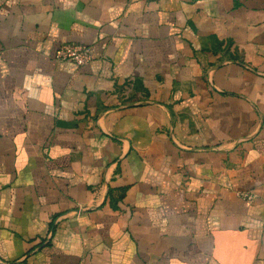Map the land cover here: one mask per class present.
Returning <instances> with one entry per match:
<instances>
[{
	"label": "crops",
	"instance_id": "crops-1",
	"mask_svg": "<svg viewBox=\"0 0 264 264\" xmlns=\"http://www.w3.org/2000/svg\"><path fill=\"white\" fill-rule=\"evenodd\" d=\"M0 264H264V0H0Z\"/></svg>",
	"mask_w": 264,
	"mask_h": 264
},
{
	"label": "built area",
	"instance_id": "built-area-1",
	"mask_svg": "<svg viewBox=\"0 0 264 264\" xmlns=\"http://www.w3.org/2000/svg\"><path fill=\"white\" fill-rule=\"evenodd\" d=\"M55 58L59 61H72L79 66L89 64L93 59L92 48L87 44L64 43L55 53ZM245 198L251 199L253 196L249 193L242 194Z\"/></svg>",
	"mask_w": 264,
	"mask_h": 264
}]
</instances>
